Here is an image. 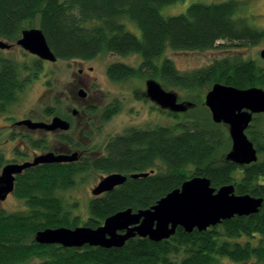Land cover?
<instances>
[{
	"label": "trees",
	"instance_id": "trees-1",
	"mask_svg": "<svg viewBox=\"0 0 264 264\" xmlns=\"http://www.w3.org/2000/svg\"><path fill=\"white\" fill-rule=\"evenodd\" d=\"M183 1L0 0V41L17 44L23 31L36 28L43 31L57 60L89 61L101 54L137 56L140 63L136 67L110 65L109 79L116 83L155 79L166 90L184 92L188 99L184 102L192 101L190 109L196 111L189 120L186 112L165 110L170 117L184 114L187 120L173 127L128 129L109 138L102 151L89 149V145L69 135L59 136L58 150L66 143L72 151L88 148L90 153L84 161L40 165L17 178L14 194L24 201L26 209L12 213L0 210V264H221L224 260L264 264V204L257 214L235 216L205 231L187 233L178 228L174 236L161 242L136 237L122 248L104 249L88 245L66 248L35 241L39 230L81 225L97 228L119 211L150 208L185 181L199 176L209 178L215 188L234 185L237 195L264 199V132L254 128L257 122L264 121V114L256 115L247 131L258 161L240 166L226 159L232 145L227 127L215 124L207 107L206 111L195 107L204 106L203 91L208 92L215 83L264 89V65L253 59L226 57L203 69L182 73L165 58L167 51L205 52L225 41L256 45L264 39V31L240 17L239 0L194 3L184 14L163 16V8ZM128 22L139 29L140 36L128 29ZM44 62L35 59L28 66L0 55V113L19 100L43 70ZM33 70L23 75V71ZM136 94L139 96V90ZM121 110V103L115 102L103 111L101 121L111 120ZM100 112L97 108L86 110L84 116H92L87 119L90 126ZM45 113L59 115L52 107ZM20 139L30 151L52 150L46 139L31 135ZM21 155L24 160L28 158ZM7 163L0 147V170ZM91 170L103 177L120 173L128 180L109 193L94 196L89 202L90 216L82 221L59 193L73 188L78 177ZM136 173L149 176L132 179L131 174Z\"/></svg>",
	"mask_w": 264,
	"mask_h": 264
},
{
	"label": "water",
	"instance_id": "water-1",
	"mask_svg": "<svg viewBox=\"0 0 264 264\" xmlns=\"http://www.w3.org/2000/svg\"><path fill=\"white\" fill-rule=\"evenodd\" d=\"M17 45L42 61H57L41 29L23 31ZM11 47L7 42L0 41V49ZM261 57L264 59V49ZM145 85L148 99L163 110L184 113L191 107L190 103L179 102L176 92L164 89L155 79L147 80ZM80 95L85 96L86 92L81 90ZM204 105L209 109L212 121L223 124L228 129L232 145L226 159L240 166L257 162L258 152L249 139L247 130L256 115L264 114V89H240L215 83L206 93ZM18 125L47 132H67L70 129L69 122L59 116L54 117L50 123L25 120L18 122ZM78 159V152H47L35 156L33 161L6 164L0 174V201H5L14 192L16 178L27 169L40 165L74 163ZM148 176L149 174L143 173L130 177L139 179ZM127 180L128 177L120 173L107 175L101 178L92 193L94 196L109 193ZM263 204V198L237 195L234 185L215 188L209 178L199 176L185 181L180 188L169 192L150 208L119 211L97 228L78 226L39 230L35 241L41 245H61L66 248H82L88 245L104 249L122 248L136 237L161 242L174 236L178 228H183L187 233L194 230L205 231L235 216L257 214Z\"/></svg>",
	"mask_w": 264,
	"mask_h": 264
},
{
	"label": "rangeland",
	"instance_id": "rangeland-1",
	"mask_svg": "<svg viewBox=\"0 0 264 264\" xmlns=\"http://www.w3.org/2000/svg\"><path fill=\"white\" fill-rule=\"evenodd\" d=\"M226 1L229 0H185L163 8L162 14L165 17L177 16L186 13L189 6L194 3L212 4ZM239 1L242 3V10L239 13L240 17H245L255 29L264 31V0ZM127 26L136 35H141L139 29L132 23L128 22ZM11 44L12 47L10 49H0L2 57L14 59L16 62L28 66L35 59H38L17 44ZM220 44V47L205 52L167 51L165 58L173 61L182 73L203 69L211 65L215 60H221L226 57H238L243 60L253 59L264 65V59L261 57V52L264 49V39L260 43L251 46L226 41ZM114 63H124L136 67L139 65L140 60L137 56L121 57L113 54H101L89 61L57 60L54 63L45 61L43 70L21 93L19 100L11 105L7 112L0 113V147L6 158L9 159L8 161L12 157V148H15V154L27 151V148L21 142V137L26 138L31 135L34 139L44 138L48 140L47 143H49L51 148L61 146L59 136L56 134L49 136L33 134L27 129L20 130L17 126L12 127L11 125L21 120L31 119L38 122H49L51 117L45 113L48 107L54 108L59 113L58 116L70 118L69 120L74 124L75 130L67 134L72 139L76 142L86 143L89 145V149H95L96 151H102L109 138L114 137L118 133L122 134L130 128L147 130L156 127H173L176 123L184 122L188 117L195 115L196 111L192 110L193 108H189L185 113L187 118L184 117V114H180L178 118L170 117L167 111L163 112L156 109L152 102L144 96L139 99L138 97L145 91V81L147 79L121 83L113 82L107 75V69ZM81 68L85 70L83 77L89 79L85 86L79 85L77 82ZM91 68H93L92 71ZM32 72L34 73V70L23 71V75L31 74ZM79 90H84L85 92L87 90L89 92L85 100L78 97L77 93ZM138 90L139 96L136 94ZM167 90L176 92L180 97V101H188L184 92L174 88H167ZM206 92L207 90L203 91L202 100H204ZM97 93L102 95L101 99L96 97L97 95L95 94ZM115 100H118L122 105V110L119 114L111 120L103 122L102 125L97 122L98 115L95 116L96 119L92 126L86 125L87 118L82 114V110L87 104H97L101 111L106 105ZM189 102L192 101L189 100ZM195 107L198 110L206 111L205 105L198 104ZM72 109L81 111V118L79 116L72 117ZM188 119L190 120L191 118ZM254 128L258 132H264V121L260 120L257 122ZM89 133L91 134L90 137L87 136ZM12 136L14 137L13 139ZM86 136L89 140L86 139ZM30 150H28L29 156L26 160L32 159L36 154L40 153L38 150ZM103 176V174L91 170L87 174L79 176L73 188L59 193L62 200L72 207L73 214L79 216L82 221H86L90 216L88 210L89 202L94 198L92 189L97 186ZM24 209H26L24 201L17 198L14 193L5 201H0V210H5L8 213L22 212ZM221 264L236 263L224 260Z\"/></svg>",
	"mask_w": 264,
	"mask_h": 264
},
{
	"label": "flooded vegetation",
	"instance_id": "flooded-vegetation-1",
	"mask_svg": "<svg viewBox=\"0 0 264 264\" xmlns=\"http://www.w3.org/2000/svg\"><path fill=\"white\" fill-rule=\"evenodd\" d=\"M241 45V44H240ZM93 70V68H91V71ZM79 73H80V75L77 77V82H78V84L79 85H83V86H85L86 84H87V82H88V80L89 79H86V78H84L83 77V75H84V73H85V70L83 69V68H81L80 70H79ZM146 82V81H145ZM77 95H78V97H80V98H82L83 100H85V98H86V96H88L89 95V92L86 90V95L85 96H81L80 95V90H79V92L77 93ZM95 95H97L96 97H100V99H101V94L100 93H97V94H95ZM142 96H144L145 98H147L148 99V97H147V95H146V90L143 92V94L141 93V97ZM99 99V100H100ZM97 100V99H96ZM149 100V99H148ZM118 100H115V101H113L112 103H110V104H108V105H106L105 107H104V109L103 110H101V112H100V115H99V117H98V120H97V122H99L101 125H102V121H101V115H102V113H103V111L105 110V109H107L109 106H113L114 104H115V102H117ZM153 105H154V107L156 108V109H159V110H162L163 111V109H161L159 106H157L156 104H154V103H152ZM93 108H97L99 111H100V109L98 108V105L97 104H87L85 107H84V109L82 110V114L84 115V113L86 112V110H88V109H93ZM165 111V110H164ZM117 114H119V113H117ZM117 114H115V116L117 115ZM56 116H58V115H52V116H49V117H51V120L54 118V117H56ZM71 116L72 117H80L81 118V111H79V110H75V109H72V111H71ZM114 116V117H115ZM60 117V116H59ZM87 119H90V118H92V116H85ZM62 119H64L65 121H67V122H69V124H70V129L67 131V132H63V131H61V130H57V131H55V132H47V131H45V130H43V129H36V130H30L27 126H25V125H18V122H21V121H23V120H21V121H18V122H15V123H12L11 125H12V127H16L17 126V128H20V130H25V129H27V130H29L30 132H32L33 134H44V136H49V135H53V134H56L57 136H66V135H68L67 133H69V132H71V131H74L75 130V126H74V124H72V122L69 120L70 118L69 117H61ZM94 120L96 119V118H93ZM32 120V119H31ZM32 121H34V122H38V121H35V120H32ZM51 121H49V122H45V123H50ZM94 123V122H93ZM92 123V124H93ZM86 125H88V126H90V124H88V121L86 120ZM90 128V127H89ZM134 128V127H133ZM90 129H93V128H90ZM131 129V128H130ZM127 131V130H126ZM125 133V132H124ZM90 134V133H89ZM119 134V133H118ZM118 134H116V135H118ZM121 134V133H120ZM123 134V133H122ZM42 139H44V138H42ZM87 140H89V138L87 137L86 138ZM48 141V140H47ZM108 142V141H107ZM84 144V143H83ZM86 144V143H85ZM62 146H65V148H62V149H60V150H58L57 148H51L50 146H49V143H48V147L49 148H51L52 150H50V151H48V152H55V153H57V154H60V153H67V154H71L72 152H78L79 153V159H78V161L77 162H79V161H84V159H85V157L90 153H88L87 151H88V148H84V149H80V150H75V151H72V150H70L67 146H68V144H66V143H62ZM29 149H27V151H28ZM24 151V150H23ZM26 150H25V152L23 153V152H17L16 154H15V148H12V150H11V155H12V157L10 158V161H8V163L7 164H9V163H19V164H21V163H24V162H27V161H33V159L35 158V156H37V155H41V154H44V153H47L46 151L45 152H42V151H40V153L39 154H36L32 159H28V160H23V157H22V153L23 154H26V155H28L29 156V151L27 152ZM22 159V160H21ZM9 160V159H8ZM21 161H23V162H21ZM65 164H67V163H65ZM3 169V168H2ZM2 169H1V171H2ZM1 171H0V173H1ZM25 172V171H24ZM136 174H138V173H136ZM132 175V174H131ZM19 177V176H18ZM17 177V178H18ZM17 178H16V182H17ZM16 182H15V186H16ZM13 193H15V190H14V192ZM13 193H11V194H13ZM10 194V195H11ZM9 195V196H10ZM8 196V197H9ZM102 196V195H101Z\"/></svg>",
	"mask_w": 264,
	"mask_h": 264
}]
</instances>
